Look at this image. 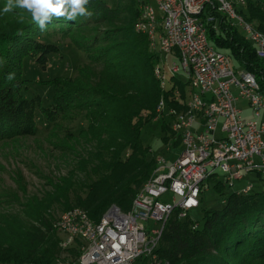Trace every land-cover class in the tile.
<instances>
[{"label":"trees","instance_id":"16d2710c","mask_svg":"<svg viewBox=\"0 0 264 264\" xmlns=\"http://www.w3.org/2000/svg\"><path fill=\"white\" fill-rule=\"evenodd\" d=\"M135 4L128 0L121 12L128 18L119 19L102 0H89L90 16H77L74 21L53 17L43 30L28 12L3 13L0 9V143L37 132L35 105L23 95L27 80L22 77V59L30 55L40 60L53 51L41 43L43 32L68 37L84 53L74 77L46 81L54 90L52 104L41 108L52 124L48 134L54 140L52 147L67 152L72 165L64 175L49 178L48 189L41 193L26 195L22 189L23 199H14L17 210L0 212V264H56L63 251L54 228L58 219L54 208L58 206L61 212L82 209L94 222L111 205L127 211L156 169V160L148 157L149 148L142 142L141 129L158 116L161 89L154 77L158 57L146 36L134 30ZM243 13L264 33V0H248ZM115 23L120 26L114 27ZM96 24L108 27L99 34L71 37L72 32ZM208 39L216 47L230 50L240 68L254 74L264 86V60L256 57L237 28L219 20V31L209 29ZM184 86L178 79L171 80L164 94L167 109H184ZM79 114L83 123L74 130L71 123ZM163 130L164 142L171 140L179 148V135L170 126ZM256 176L264 184V178ZM210 182L222 194L224 183ZM204 193L202 190L200 207ZM70 253L75 258L78 255L76 249ZM134 264H264V188L235 191L220 207L202 208L200 226L188 216L179 218L175 211L153 257L142 256Z\"/></svg>","mask_w":264,"mask_h":264},{"label":"built area","instance_id":"2783aa9c","mask_svg":"<svg viewBox=\"0 0 264 264\" xmlns=\"http://www.w3.org/2000/svg\"><path fill=\"white\" fill-rule=\"evenodd\" d=\"M248 0H135L138 13L134 30L146 36L150 49L174 56L169 76L159 58L154 67L161 96L158 116L166 107L165 92L176 74L188 75L189 95L184 109H168L170 129L179 135L182 151L167 166L157 167L123 211L111 205L98 222L79 208L62 212L54 224L59 247L74 246V260L56 264H134L153 257L167 220L177 211L185 219L200 207L201 191L208 180L233 186L245 175L264 177V86L254 74L236 70L230 56L208 39V30L221 23L237 28L257 58L264 60V33L244 16ZM158 57V55H157ZM235 92L237 95H235ZM174 94L179 95L176 89ZM248 103L252 117H243L237 101ZM157 116V117H158ZM246 185L236 192L247 193ZM170 194L171 201L162 197ZM153 222L154 226H147Z\"/></svg>","mask_w":264,"mask_h":264},{"label":"rangeland","instance_id":"374dc122","mask_svg":"<svg viewBox=\"0 0 264 264\" xmlns=\"http://www.w3.org/2000/svg\"><path fill=\"white\" fill-rule=\"evenodd\" d=\"M105 7L114 9L112 14L114 17L123 19L128 18L127 15L122 14V9L128 0H102ZM7 0H0V9H3ZM136 5V4H135ZM27 11L19 8H13L12 11ZM245 11V9H243ZM120 26L115 23L114 27ZM106 24H96L89 26L84 31H74L71 37L81 38L85 34L92 35L99 34L102 30L107 28ZM41 43L49 45L50 51L45 54V57L38 60L36 56L27 55L22 59V77L27 80L26 88L23 89V95L32 100L35 105V124L37 132L34 136H26L14 139L13 141L0 143V212L9 210H17V202L15 198L23 199L22 189L25 190L26 195L38 194L43 190L48 189L46 183L52 176L64 175L70 166L71 157L67 152H60L54 150L51 143L54 140L49 138V132L52 129V124L46 120L41 114V108H51L53 87L46 85V81L55 77L71 78L77 73V69L84 62V53L81 49L76 47L68 37H62L50 32H43L40 37ZM212 43V42H211ZM214 46L215 44L212 43ZM101 44H98L100 46ZM216 47V46H215ZM44 48V47H43ZM43 48L39 50H43ZM219 51L230 56L231 65L234 69L240 70V65L230 52L225 48H218ZM158 58L164 67V71L169 76V67L173 61L177 59L167 53L159 52L157 50ZM177 79L184 84L185 94L188 98L189 84H187L188 75L184 72L176 74ZM170 87V84H169ZM235 95L236 92H235ZM237 107L243 110V117L250 119L252 117L248 103L241 99L237 101ZM173 119L168 115L167 107L164 108L163 114L159 115L152 121L143 125L141 129V139L143 144L149 148L148 157L155 160L161 158L163 163L160 166H167L172 164L180 155L182 145L179 148L172 146L171 140L164 142L165 132L164 126H170ZM83 123L82 114L71 123V128L79 129ZM70 125V124H69ZM68 126V125H67ZM63 136L59 137L61 140ZM219 181L221 179L219 173ZM264 178V177H262ZM208 184V183H207ZM252 184L255 190L264 188V184L259 181L256 174L245 175L243 181H236L233 186L224 184L220 194L210 182L205 189L203 203L201 207L192 209L188 213L189 219L198 222L201 225L202 208L213 209L221 206L223 199L235 191H240L246 185ZM163 201H171L170 194L162 197ZM61 210L57 206L54 208V214L58 218L61 215ZM154 226L153 222L147 223V226ZM60 236V235H59ZM76 249V246L71 250ZM63 251L61 257L62 261H71L75 259L70 251Z\"/></svg>","mask_w":264,"mask_h":264},{"label":"clouds","instance_id":"9594fccd","mask_svg":"<svg viewBox=\"0 0 264 264\" xmlns=\"http://www.w3.org/2000/svg\"><path fill=\"white\" fill-rule=\"evenodd\" d=\"M89 0H7L2 9L8 13L13 8H19L31 14V19L36 22L39 29L43 30L54 18H63L66 21H74L77 16H90L88 10ZM9 74L8 79H12Z\"/></svg>","mask_w":264,"mask_h":264}]
</instances>
